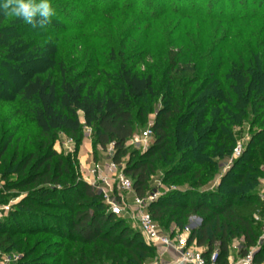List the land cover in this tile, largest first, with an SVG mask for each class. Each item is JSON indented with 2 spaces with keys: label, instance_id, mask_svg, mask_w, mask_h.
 <instances>
[{
  "label": "trees",
  "instance_id": "obj_1",
  "mask_svg": "<svg viewBox=\"0 0 264 264\" xmlns=\"http://www.w3.org/2000/svg\"><path fill=\"white\" fill-rule=\"evenodd\" d=\"M142 2L126 0L122 8L119 0H50L55 16L44 29L0 10V104L12 106L6 124L0 125V176L17 177L11 188L27 190L8 219L0 222V251L21 252L16 264H61L78 244L84 249L70 255L67 264H143L153 256L141 234L106 212L100 195L72 171L70 157L52 151V141L47 140L57 133L76 136L88 127L93 145L101 150L112 146V159L120 163L127 141L150 114L155 116L152 142L142 153H129L124 166L135 193L144 197L157 172L163 182L184 178L189 184L188 190L151 203L153 220L182 228L190 218H199L188 243L205 248L207 260L217 246V264H227L233 239L243 238L242 256L256 244L259 227L253 217L263 213L257 189L259 164L264 162V0H147L144 7L138 6ZM118 11L126 18L134 15L131 30L126 24L113 25L111 17ZM165 16L194 18L198 25L217 23L212 25L216 31L204 39H189L194 32L183 31L169 46L189 36L185 44L155 55L151 44L130 40L129 31ZM93 29L103 35L86 38L94 47H84L77 65L84 68L73 75L66 57H57L58 42L67 32ZM102 53V60L116 63L115 75L98 72ZM142 54H151L153 60L144 71L128 65ZM110 79L117 81L115 90L99 88ZM158 101L161 107L155 110ZM29 104L30 124L42 142L24 154L26 145L16 135L21 126L11 123L21 119L22 107ZM243 124L251 132L246 149L217 189L199 191L213 178L219 162L231 155L233 127ZM8 189L0 190V198ZM39 235L44 238L34 239ZM66 243L74 246L62 254ZM45 259L53 262L43 263ZM253 262L264 264V242L253 253Z\"/></svg>",
  "mask_w": 264,
  "mask_h": 264
},
{
  "label": "rangeland",
  "instance_id": "obj_2",
  "mask_svg": "<svg viewBox=\"0 0 264 264\" xmlns=\"http://www.w3.org/2000/svg\"><path fill=\"white\" fill-rule=\"evenodd\" d=\"M112 1V0H110ZM145 1L147 4V0H141ZM158 1V0H154ZM115 2V0H113ZM145 2H142V4L138 6H145ZM156 3V2H154ZM159 3V2H157ZM119 5L122 6V8L127 7L126 0H119ZM147 6V5H146ZM133 16H130V18H126L125 13H121L118 11L117 13L113 14L111 19L113 21V25L119 27L121 24H126L128 28L131 30V27H133V21L132 18ZM99 19L98 21L102 20L100 17H96ZM175 21V22H174ZM176 22L180 23L179 25H176V28L174 29V26ZM198 20L194 18H183V19H177L171 16H165L158 22H152V23H143L140 25V30L139 31H129L132 33V39L130 40H135L141 41V42H146L151 44V49H149L152 53L154 54L157 53L159 50L161 51H173L178 48V45L180 43L185 44L187 41L186 39L189 38V36L186 37V39L182 36L179 38L176 43H172L174 46H169L171 44V39H177L180 33H183V31H193L195 35H191L189 39L197 38L201 39L208 34L209 31H216L212 25L217 24V23H211V22H200V24H197ZM172 31H177L173 36H168L171 34ZM101 32V33H100ZM103 31H70L67 32L66 35L59 40L58 42V52H57V57L59 56H65L66 61H67V66L69 67L70 72L73 75H76V73L80 72L83 70L84 66H81L79 69L77 68L78 63H80V55L81 52H84V47L86 48L87 45L90 47H94V44L92 42H88L86 38L92 37L95 38L96 36H102ZM130 40L127 42V46L125 48V53L130 54L127 49L128 43ZM96 40H93V42ZM186 41V42H185ZM79 43V44H78ZM102 43V42H101ZM85 44V45H84ZM84 45V46H83ZM170 47V48H169ZM91 49V48H90ZM87 52L86 56H89L91 50ZM100 51V50H99ZM166 52V51H165ZM89 53V54H88ZM101 53V52H100ZM140 55L137 56L135 59H132L131 62H129V66L133 67L136 70L139 71H144V65L152 63V55ZM102 57L99 59L98 63V72H104L108 73L109 76L115 75L114 72L116 70V63L110 64L107 62V57L106 60L104 59L105 53L101 54ZM106 56V55H105ZM128 56V55H127ZM109 61V60H108ZM83 65V64H82ZM223 70V69H222ZM91 69L88 70L90 72ZM98 73L92 76V79H95L98 77ZM100 87L115 90L117 85V81L115 79H110L107 82H101ZM33 107L32 104L26 105L22 107V117L21 119H14L12 121V125H19L21 126L19 131L17 132L16 135L21 136V143L26 145L25 147V152L30 151L32 146H39L40 143L42 142L41 138L39 137V132L36 130L32 124H30V114L29 111ZM161 107V103L158 101L154 104V109L157 110ZM12 106H5L0 104V125L6 124L5 117L7 116V110H10ZM81 121L83 123L82 116ZM155 116L154 114H150L146 121L139 125L135 132L134 136L140 135L142 132H144L153 122ZM233 133L235 137V146L232 150L231 155L224 159L223 161L219 162L218 164V170L214 173L213 172V178L210 180H207L203 183L201 187L198 188L199 191H213L217 189L219 185V181L221 177L230 169L232 166V163L234 160H236L241 153L246 149V145L251 137V132L250 128L247 124H243L240 127H233ZM27 137L28 140L25 139ZM80 139V145H77V139ZM48 141H52V151H55L59 156L62 158L70 157L71 159V168L74 173H76L80 177V171L82 169L88 168L92 163L103 165L108 162L110 159V146L107 147L105 150H101L99 147L93 145V131L92 129L85 128L84 126L82 127L81 132L76 135H66L64 133H57L54 136H52V139H47ZM152 142V141H151ZM149 147V146H148ZM148 147H144L135 143H131L130 141H127L126 143V149H127V154L125 157L121 159V163L125 166V163L129 159V153L131 152H137V153H142L144 150H146ZM239 148L240 149V154L237 155L235 150ZM21 151V150H20ZM13 154V150H10L7 154V160L10 158V156ZM53 164L55 163V160L52 162ZM259 169L261 171V176L258 178V189L257 193L261 202V191H262V179L264 178V162L259 164ZM18 178L15 176H9L8 179H2L0 176V190L5 189L6 187L9 188L8 191L6 190L4 193L3 198H0V222L5 221L9 217V213L14 210V206L16 203H18L27 193V190L20 189L16 190L11 188V185L15 182H17ZM148 191L145 194L144 198L146 201L149 202L147 199L149 196H152L156 201L171 192L175 191H185L189 189V184L188 182L184 179H170L168 181L162 180V176L160 172H157L152 176V178L149 181L148 184ZM97 192V191H96ZM98 193V192H97ZM262 203V202H261ZM263 205V204H262ZM263 213L261 214H255V216H259L260 221L258 223V230H257V240L256 244L254 247L248 250L247 254L249 253H254L264 242V205L262 206ZM50 213H54V210H48ZM54 211V212H53ZM56 213V212H55ZM253 217V219H254ZM199 219L197 217H192L188 220L187 225H185L182 228L177 227L174 223H166L165 220L162 221H155L160 229L165 232V233H170L172 237H176L178 235H181L185 233L186 229H189V233L191 229L197 228L200 223H197L196 220ZM126 221V220H124ZM201 221V220H200ZM255 221V220H254ZM127 225H129L135 232H138L137 229L133 228V223L126 221ZM194 226V227H192ZM189 237V235H188ZM43 235L36 236L34 239H43ZM142 240L144 241L143 237H141ZM53 241H56L53 239ZM145 243V242H144ZM243 238L242 237H237L232 240L230 247H229V255L228 259L232 260L234 263L237 262L239 259L242 257H245L246 255L242 256V251L243 249ZM72 244L66 243L65 247L63 249L62 254L65 253V249H72ZM147 246V245H146ZM84 246L82 245H75L73 247V251L67 252L65 255L66 258H64L61 262V264H67L69 256H74L75 252H78L83 248ZM149 247V246H148ZM153 256L150 258H147L143 264H171L173 261L172 255L168 254L165 256H160V253L156 248H153ZM187 248L192 250V251H200L202 252V255L204 256V253L206 252L205 248H199L195 245V243H188V238H187ZM217 250V246L214 247L213 252ZM213 252L209 255V259H211ZM23 257V254L21 252H17L14 250L8 251V252H1L0 251V264H16L20 261V259ZM209 259L207 261H209ZM53 259H45L43 260V263H52ZM101 264H109L106 262H103Z\"/></svg>",
  "mask_w": 264,
  "mask_h": 264
},
{
  "label": "built area",
  "instance_id": "obj_3",
  "mask_svg": "<svg viewBox=\"0 0 264 264\" xmlns=\"http://www.w3.org/2000/svg\"><path fill=\"white\" fill-rule=\"evenodd\" d=\"M129 141L145 148L148 147L152 141L151 125L140 135H133ZM109 152L111 157L107 163L103 165L92 163L88 168L80 171V179L98 192L106 212L132 222L133 228L138 230L147 246L156 248L160 256L172 255L171 264H217L218 250H215L211 259L207 261L202 252L187 248L188 228L185 233L176 237L160 229L148 211V206L156 200L149 196L148 202L144 197H139L135 193L132 179L124 172V165L112 159L114 154L112 146ZM235 152L239 155L240 149L237 148ZM261 182L260 198L264 205V178ZM254 220L259 222V216H255ZM227 264H254L253 253H249L235 263L227 259Z\"/></svg>",
  "mask_w": 264,
  "mask_h": 264
},
{
  "label": "clouds",
  "instance_id": "obj_4",
  "mask_svg": "<svg viewBox=\"0 0 264 264\" xmlns=\"http://www.w3.org/2000/svg\"><path fill=\"white\" fill-rule=\"evenodd\" d=\"M0 10L6 17L20 19L32 28L41 29L50 25L55 16L50 0H4Z\"/></svg>",
  "mask_w": 264,
  "mask_h": 264
},
{
  "label": "water",
  "instance_id": "obj_5",
  "mask_svg": "<svg viewBox=\"0 0 264 264\" xmlns=\"http://www.w3.org/2000/svg\"><path fill=\"white\" fill-rule=\"evenodd\" d=\"M196 222H197V223H200L201 221H200V219H197ZM192 227H194V226H192Z\"/></svg>",
  "mask_w": 264,
  "mask_h": 264
},
{
  "label": "crops",
  "instance_id": "obj_6",
  "mask_svg": "<svg viewBox=\"0 0 264 264\" xmlns=\"http://www.w3.org/2000/svg\"><path fill=\"white\" fill-rule=\"evenodd\" d=\"M80 116H82V113L79 114ZM81 118V117H80Z\"/></svg>",
  "mask_w": 264,
  "mask_h": 264
}]
</instances>
